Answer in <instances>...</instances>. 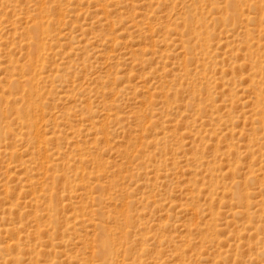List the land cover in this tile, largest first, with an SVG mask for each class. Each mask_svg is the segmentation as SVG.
<instances>
[{
  "label": "rangeland",
  "instance_id": "obj_1",
  "mask_svg": "<svg viewBox=\"0 0 264 264\" xmlns=\"http://www.w3.org/2000/svg\"><path fill=\"white\" fill-rule=\"evenodd\" d=\"M0 264H264V0H0Z\"/></svg>",
  "mask_w": 264,
  "mask_h": 264
},
{
  "label": "bare ground",
  "instance_id": "obj_2",
  "mask_svg": "<svg viewBox=\"0 0 264 264\" xmlns=\"http://www.w3.org/2000/svg\"><path fill=\"white\" fill-rule=\"evenodd\" d=\"M235 16V14H234ZM202 20V19H201ZM37 32L34 33V37L37 38ZM34 52H37L39 49H38V44L35 43V46H34ZM25 111V110H24ZM27 112V111H25ZM100 247V254H101V258L103 257L105 259V256L109 255V247L108 245L105 243L104 239H102V244L101 246H98ZM107 263V262H106Z\"/></svg>",
  "mask_w": 264,
  "mask_h": 264
}]
</instances>
